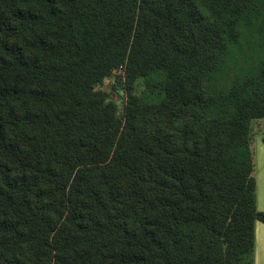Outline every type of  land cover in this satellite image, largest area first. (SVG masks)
Here are the masks:
<instances>
[{"label": "trees", "instance_id": "obj_1", "mask_svg": "<svg viewBox=\"0 0 264 264\" xmlns=\"http://www.w3.org/2000/svg\"><path fill=\"white\" fill-rule=\"evenodd\" d=\"M256 119L264 0H0V264H253Z\"/></svg>", "mask_w": 264, "mask_h": 264}, {"label": "crops", "instance_id": "obj_2", "mask_svg": "<svg viewBox=\"0 0 264 264\" xmlns=\"http://www.w3.org/2000/svg\"><path fill=\"white\" fill-rule=\"evenodd\" d=\"M264 119L250 125V152L253 160V177L256 185V210L264 213ZM253 264H264V224L254 223Z\"/></svg>", "mask_w": 264, "mask_h": 264}, {"label": "rangeland", "instance_id": "obj_3", "mask_svg": "<svg viewBox=\"0 0 264 264\" xmlns=\"http://www.w3.org/2000/svg\"><path fill=\"white\" fill-rule=\"evenodd\" d=\"M122 70H117L112 75L106 79L100 88L103 92L109 94L111 100L118 103V113L119 116L123 115V98H124V91L122 90L121 86L119 85V77L122 75ZM136 91L139 92V88H136Z\"/></svg>", "mask_w": 264, "mask_h": 264}]
</instances>
